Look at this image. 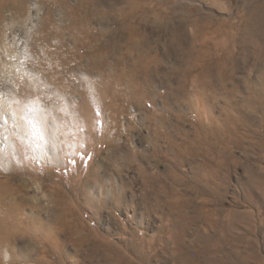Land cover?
Returning a JSON list of instances; mask_svg holds the SVG:
<instances>
[{
	"label": "rangeland",
	"instance_id": "1",
	"mask_svg": "<svg viewBox=\"0 0 264 264\" xmlns=\"http://www.w3.org/2000/svg\"><path fill=\"white\" fill-rule=\"evenodd\" d=\"M263 4L0 0V23L9 28L0 25V111L14 129L23 82L38 86L40 67L63 71L56 55L75 52L69 73L86 81L97 71L80 67L99 55L102 71L126 77L139 95L127 109L117 102V120L94 110L85 127L92 135L70 150L51 139L54 155L37 148L27 170L0 173V202L25 198L24 213L38 214L33 225L15 224L16 232L7 224L0 264H264ZM253 17L261 20L249 37L243 25ZM34 27L51 37L38 69L22 56ZM81 29L88 35L75 43ZM115 124L113 152L102 135ZM92 167L114 180L120 198L86 187ZM85 187L94 202L85 203Z\"/></svg>",
	"mask_w": 264,
	"mask_h": 264
},
{
	"label": "bare ground",
	"instance_id": "2",
	"mask_svg": "<svg viewBox=\"0 0 264 264\" xmlns=\"http://www.w3.org/2000/svg\"><path fill=\"white\" fill-rule=\"evenodd\" d=\"M96 4L94 7L98 8V5ZM262 7L264 8V4ZM258 20H261V18L253 17L250 22L243 25L244 31L247 29L246 32L248 31L247 33L249 37H252L255 34L253 26ZM89 22L90 21L86 18L85 23L88 24ZM80 35H88V30L81 29L74 31L72 40L76 43L79 40L78 37ZM45 40V43L49 42L47 36L45 37ZM59 46L60 48H64L61 41ZM57 47L58 46H56V48ZM51 54L53 53L48 51L43 53L44 57ZM98 56L87 59L85 64L80 67L81 71L84 73H88L91 70L97 71V75L91 77L92 80L86 81L80 77L74 78L72 77L73 75H70L69 71L73 69V67L71 68L70 63L72 60L77 61L76 59L79 57L72 51L69 52V55L67 56L56 55L58 65L60 64L64 68L60 73L52 72L54 74L50 75L42 71V67H40V69L36 67L39 74L38 76H34L33 80L38 83V86L31 88L28 87V81L23 82L24 84L20 88L22 90L19 92V101H17L18 107L21 111L23 110V115L17 117L15 129L13 125H9L10 122L3 119L7 115L2 114V111H0L2 117L1 120L8 126L7 129H9V132H2V127L0 126L1 174L9 176L27 170L29 168L30 160L36 157L37 148L47 149V152L54 155L55 150L53 148L49 150L47 147V144L51 139H54L55 141L57 138L63 140L62 148H64V151H67L73 147L76 139L81 140L85 136L87 138L90 137L92 135L91 128H89L86 133L85 131L87 128V118L90 119L92 117V112L94 110L100 114L102 112L106 113L108 116H112V119L114 118V120H117V115L114 112L118 101L124 109L129 108L134 101L139 102L138 92H133L131 90L130 82L126 77H106L101 75L102 73L100 70H102L103 61L100 60ZM38 71L36 73H38ZM58 103L61 104L59 109L62 110L63 116H57L55 114ZM52 125H57L55 132L53 129H50ZM117 125L118 124H115L114 133L112 131L107 132L104 128L105 130L103 129L104 133L102 135V140L108 144L110 149H113V152H116L115 142L118 143L117 140L119 139L120 133L119 126ZM68 130H71L72 136L75 137L70 139L65 137ZM53 158L54 157H51V159ZM95 172L96 170L92 167L86 179V187L89 186L91 182L93 186L92 188L98 186L100 193H102V190H109L106 192L107 195H109L110 192L112 196L120 198V192L114 180L102 179L98 173L96 174ZM107 186L108 188H106ZM86 187L83 188L85 203L94 202L89 198L86 199L87 197L85 194L88 192ZM28 202L29 200L25 198H22L20 202L14 203L7 202V204H5V202H0V238L4 235L7 224L9 226H14L15 224L25 225L26 220L29 223H32V225L36 223L38 220V214L27 216L24 213L23 204ZM105 202H107V200L103 199L100 201V204L104 205ZM3 208H6L5 211H3ZM94 211L96 212L95 217L101 219V216H98L99 212L96 210ZM32 225H28L27 231L33 233L37 232L39 235L45 232L43 226ZM12 231L16 232L17 226H14ZM1 241L2 240H0V242ZM13 241L16 242V238ZM3 246L4 245L0 243V259L2 258L1 248H3Z\"/></svg>",
	"mask_w": 264,
	"mask_h": 264
},
{
	"label": "crops",
	"instance_id": "3",
	"mask_svg": "<svg viewBox=\"0 0 264 264\" xmlns=\"http://www.w3.org/2000/svg\"><path fill=\"white\" fill-rule=\"evenodd\" d=\"M5 5V4H4ZM0 25H1V30L2 31H4V30H6V29H9V28H5V24H3L2 22L0 23ZM41 28V27H40ZM32 29H34V30H36V31H34L33 33H32V36L31 37H29V39L27 38V45L25 44V49H24V51H23V57L27 60V61H31L32 62V68L33 69H36V63H39V61H40V57L39 56H41V44L43 43H45V37H42V35H39L38 34V30H37V28L36 27H34V28H32ZM2 37H3V34H2ZM49 38V36H47V40L49 41L50 40V38ZM44 39V40H43ZM41 42V43H40ZM48 43V42H47ZM40 54V55H39ZM39 57V58H38ZM100 59V58H99ZM101 60V59H100ZM103 67H105V65H103ZM103 67H102V69H103ZM39 68V67H38ZM101 75L102 76H106V77H109V76H115V75H113V74H105L102 70H101ZM116 77H120V76H116ZM121 77H123V76H121Z\"/></svg>",
	"mask_w": 264,
	"mask_h": 264
}]
</instances>
